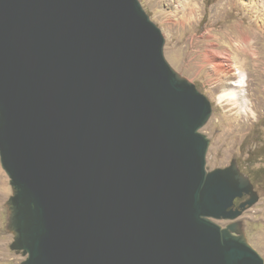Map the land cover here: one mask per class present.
Segmentation results:
<instances>
[{
    "label": "water",
    "instance_id": "obj_1",
    "mask_svg": "<svg viewBox=\"0 0 264 264\" xmlns=\"http://www.w3.org/2000/svg\"><path fill=\"white\" fill-rule=\"evenodd\" d=\"M140 0H0V159L22 264H264L258 197L207 169L212 104ZM251 195L235 207V200Z\"/></svg>",
    "mask_w": 264,
    "mask_h": 264
},
{
    "label": "rangeland",
    "instance_id": "obj_2",
    "mask_svg": "<svg viewBox=\"0 0 264 264\" xmlns=\"http://www.w3.org/2000/svg\"><path fill=\"white\" fill-rule=\"evenodd\" d=\"M140 1L163 32L169 64L211 101L212 113L201 129L209 138L207 169L235 164L249 177L258 197L239 217L213 220L224 228L233 227L264 259V10L257 8L264 2ZM245 36L250 37L249 44L242 42ZM210 51L230 61L228 74L209 58ZM238 62L243 73L237 69ZM241 79L244 86H236ZM234 95L240 96L238 101ZM13 194L0 159V264H22L28 256L12 246L16 238L11 226Z\"/></svg>",
    "mask_w": 264,
    "mask_h": 264
},
{
    "label": "bare ground",
    "instance_id": "obj_3",
    "mask_svg": "<svg viewBox=\"0 0 264 264\" xmlns=\"http://www.w3.org/2000/svg\"><path fill=\"white\" fill-rule=\"evenodd\" d=\"M187 2H190V0H188ZM263 2H264V0H263ZM188 5V4H187ZM258 9H260L261 11H263L264 10V3H263V5L261 6V7H257ZM260 26H262L261 24H260ZM263 27V26H262ZM244 38V37H243ZM250 41H251V39H250V37H246L245 36V38H244V40H242V42L244 43V44H249L250 43ZM243 44V45H244ZM240 45V44H239ZM240 49H242V50H244L245 48H242V47H240V46H238ZM256 52V51H255ZM210 54V55H209ZM208 54V56H209V58L211 59V60H213V61H215V64L216 65H218L220 68H222V71L223 72H225L226 74H228L231 70H232V68H231V63H230V61L229 60H226V58L225 57H222L221 55H218L219 54V52H213V51H210V53ZM241 61V60H240ZM237 64V65H236ZM235 65L236 66H238L237 67V69L239 70V73H243L244 71H243V67H242V64H241V62L239 63H236ZM243 80L241 79L239 82H236L235 83V85L236 86H238V87H241V86H244V83L242 82ZM231 97H233L234 99H235V101H238L239 100V97L240 96H231Z\"/></svg>",
    "mask_w": 264,
    "mask_h": 264
},
{
    "label": "flooded vegetation",
    "instance_id": "obj_4",
    "mask_svg": "<svg viewBox=\"0 0 264 264\" xmlns=\"http://www.w3.org/2000/svg\"><path fill=\"white\" fill-rule=\"evenodd\" d=\"M248 197H249V195L245 194L243 197H241V198H237V199L235 200V207H238L239 204H240L241 202H243L244 200L248 199Z\"/></svg>",
    "mask_w": 264,
    "mask_h": 264
}]
</instances>
